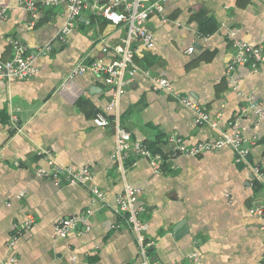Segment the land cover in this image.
Here are the masks:
<instances>
[{
  "label": "crops",
  "instance_id": "1",
  "mask_svg": "<svg viewBox=\"0 0 264 264\" xmlns=\"http://www.w3.org/2000/svg\"><path fill=\"white\" fill-rule=\"evenodd\" d=\"M19 1L0 0V8H7L0 19V61L12 56L13 40L25 46V54H35L65 20L63 2L41 10L29 28L30 15ZM148 26L153 47H137L138 69L115 106L110 105L112 86L98 73L77 75L60 89L81 59L108 63L119 55L124 28L88 11L66 42L53 41L51 52L36 57L34 76L0 80V264H138L136 236L116 212L115 198L125 183L140 192L139 218L146 224L144 240L152 243L150 260L194 264L189 255L198 251L200 264H262L264 214L249 209L264 203V185L251 169H264V113L259 116L249 104L258 103L264 112V63L257 71L238 66L227 74L225 68L233 53L228 33L264 48V0H165L161 12L150 14ZM142 70L167 78L221 130L231 132L229 122L236 120L250 147L249 165L236 163L230 147L170 157L169 136L192 145L213 140L218 132L196 125L188 108L153 90ZM97 112L117 119L132 141L167 158L156 167L128 151L122 174L111 158L113 125L95 126ZM12 116L19 130L9 126ZM39 151L73 170L90 168L102 199L87 186L36 177L38 167H47ZM27 216L30 228L12 241ZM71 216H81L80 224L57 237L55 223Z\"/></svg>",
  "mask_w": 264,
  "mask_h": 264
},
{
  "label": "built area",
  "instance_id": "2",
  "mask_svg": "<svg viewBox=\"0 0 264 264\" xmlns=\"http://www.w3.org/2000/svg\"><path fill=\"white\" fill-rule=\"evenodd\" d=\"M164 1L20 0L18 5L30 15L29 28L35 25L41 10L57 6L63 2L66 4L67 9L65 20L58 29L54 39L39 46L35 54H25V46L20 41L13 40L12 56L5 61H0V80L10 78L24 80L34 76L38 72V68L34 63L36 57L51 52L53 41L60 43L66 42L67 36L76 27L78 17L88 11L96 18H102L113 25L124 28V35L120 40V47L118 48L119 55L108 63H104L100 59H93L87 62L81 59L69 70L65 80L60 85V89H65L77 75L86 72L98 73L103 75L108 85L112 86L113 94L110 105L115 106L123 91V87L131 80L130 76L138 69L133 64V56L137 51V47L139 45L145 48L153 47V33L148 26V20L150 14L154 11H162ZM6 15L7 8H0V19L5 18ZM227 35L230 39L233 53L226 64V73L231 74L238 66H248L252 71H257L260 65L264 63V48L260 45H251L246 41L234 38L233 32ZM101 41L103 42V40ZM106 50L107 48L103 46L102 51L105 52ZM192 52L193 47H189L187 53L191 54ZM142 72L150 79L153 90L172 96L179 104L188 108L193 114V120L196 125H208L218 132V136L215 139L201 141L192 145H186L180 137L169 136L167 139L171 143L170 157L196 156L207 151L230 147L236 163L249 165L247 156L249 155L250 147L238 129L236 120L229 122V125L233 127L231 132L221 130L217 125V121L212 120L202 106L190 100L189 97L175 92L171 82L167 78L151 74L149 70H142ZM126 73H128L129 78L124 79ZM249 107L254 109L259 116H262L264 113L258 103H250ZM92 122L95 126L99 127L113 125L115 139L111 158L117 161L118 169L122 174L125 172L124 158L128 151L136 156L147 158L150 164L156 167L167 158L160 152H153L144 143L132 141L129 132L120 126L117 119L111 120L104 113L97 112L93 116ZM9 126L19 130L18 120L15 116L11 117ZM38 155L45 156L47 167H38L35 170L36 177L50 180L57 185L65 182L87 186L95 198L102 199L101 190L91 183L93 172L90 168L86 167L81 170H73L69 167L61 166L55 163L48 151H39ZM251 169L255 178L264 185V169L258 165L251 166ZM21 195H18V197L20 198ZM115 205L116 212L123 216L124 221L136 236L140 256L138 264H160L150 260L148 257V249L152 243L146 242L143 236V230H145L146 224L139 218L143 210L139 190L125 183L123 191L115 198ZM90 213V210H86V215ZM249 213L262 216L264 214V203L255 204L249 209ZM81 220V216H71L59 220L54 225L55 235L57 237L68 236L77 228ZM31 224V217L27 216V219L22 224L16 226L12 241H15L18 236L29 229ZM189 259L194 264H200L198 251H193L189 255ZM262 264H264V258Z\"/></svg>",
  "mask_w": 264,
  "mask_h": 264
}]
</instances>
